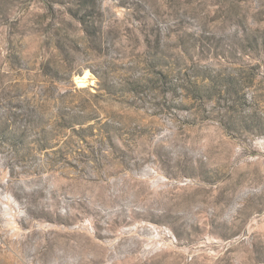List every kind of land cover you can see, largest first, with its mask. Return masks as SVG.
I'll list each match as a JSON object with an SVG mask.
<instances>
[{"label":"rangeland","instance_id":"obj_1","mask_svg":"<svg viewBox=\"0 0 264 264\" xmlns=\"http://www.w3.org/2000/svg\"><path fill=\"white\" fill-rule=\"evenodd\" d=\"M0 264H264V0H0Z\"/></svg>","mask_w":264,"mask_h":264}]
</instances>
